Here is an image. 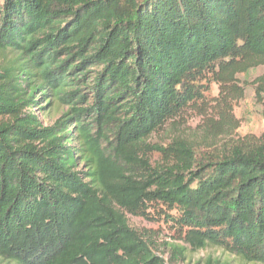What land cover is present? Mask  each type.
I'll list each match as a JSON object with an SVG mask.
<instances>
[{
  "label": "trees",
  "instance_id": "1",
  "mask_svg": "<svg viewBox=\"0 0 264 264\" xmlns=\"http://www.w3.org/2000/svg\"><path fill=\"white\" fill-rule=\"evenodd\" d=\"M0 57L1 261L166 264L126 218L161 207L191 252L264 264V133L235 136L231 111L264 66V0H0Z\"/></svg>",
  "mask_w": 264,
  "mask_h": 264
},
{
  "label": "rangeland",
  "instance_id": "2",
  "mask_svg": "<svg viewBox=\"0 0 264 264\" xmlns=\"http://www.w3.org/2000/svg\"><path fill=\"white\" fill-rule=\"evenodd\" d=\"M2 58L0 57V63ZM264 76V66H258L248 70L246 73L239 74L237 76V87L242 89L243 96L240 100L231 102L232 116L236 119L238 128L234 135L238 137H243L246 135H252L259 137L264 133V120H263V107L257 101L256 81L260 77ZM207 89L204 94L205 103L196 108V111H190L185 116L186 124H182L180 127V132L185 135V137H193V133H201V125L203 124L204 116L202 114V109L206 106L208 109L207 113L204 115L208 119L212 118V109L215 107L218 99L219 85L214 82H208L203 84ZM37 100L39 101V95H37ZM264 100V96L261 97ZM38 107V105H37ZM40 110L34 109L33 112L42 121L44 126L51 125L64 111L63 109L56 110L53 105L48 104V102H39ZM216 119V116H213ZM217 120V119H216ZM163 132L158 133L152 137L153 142H160L166 140ZM200 136V135H199ZM197 136V137H199ZM157 155H154L152 160H157ZM159 211H163L164 208L159 207ZM150 219L146 220L140 217H134L131 215H126L128 224L131 228L138 231L139 233H144V235L151 237L153 243V252L156 256L163 259L166 264H203L207 259L218 260L219 263L228 264H248L242 262L237 257L224 253L221 250L214 248H206L198 252H191L189 247L185 245L181 240L178 239V234L174 226L170 223H166L165 219L161 217L158 212L149 210ZM168 245H175L185 249L184 258L173 260L171 258V253ZM0 264H12L10 262L1 261Z\"/></svg>",
  "mask_w": 264,
  "mask_h": 264
}]
</instances>
